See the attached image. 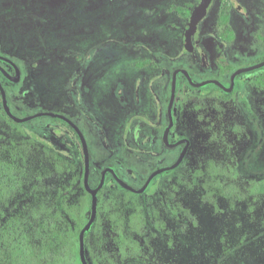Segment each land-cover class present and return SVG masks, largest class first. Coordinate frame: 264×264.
Returning a JSON list of instances; mask_svg holds the SVG:
<instances>
[{"label":"rangeland","instance_id":"rangeland-1","mask_svg":"<svg viewBox=\"0 0 264 264\" xmlns=\"http://www.w3.org/2000/svg\"><path fill=\"white\" fill-rule=\"evenodd\" d=\"M197 2L0 0V54L20 71L24 65L21 80L1 82L12 113L17 118L41 112L67 117L87 141L91 184L101 168H111L137 188L153 169L168 167L163 165L174 159L172 153L152 155L153 143L146 136L150 129H161L159 118L165 120L168 69L180 64L193 83L217 80L230 89V71L247 68L261 58L259 53L228 55L214 37L219 33L218 12L212 7L202 26L212 36L203 42L209 65L195 68L194 55L185 50L182 37L188 14L180 18L169 15L168 9L178 6L190 12ZM143 30L147 34L138 36ZM195 38L193 43L198 45ZM147 41L160 44L157 48L166 49L168 58L147 53L142 47ZM161 66L166 69L162 83L158 79L148 83L164 73ZM260 71L236 76L232 95H225L224 89L215 91L212 84L189 87L177 77L174 129L190 144L180 167L161 173L165 176L156 192L142 197L144 209L153 215L157 211L164 222L153 233L137 235L136 248L146 256L138 264H264V89L244 87ZM0 144L47 154L44 163L32 164V182L25 192L9 205L0 204V228L8 216L34 206L33 188L39 186L35 177L54 195L55 185L82 172L80 156L72 162L71 150L79 151L72 132L51 117L11 123L0 110ZM56 163L61 177L55 172ZM209 171L216 180L236 186L242 199L234 204L220 199L214 204L207 194L216 191L205 188ZM108 194L106 189L101 196L103 206ZM187 208L193 217L184 215L182 210ZM112 233L102 212L100 225L88 237L102 263L117 249Z\"/></svg>","mask_w":264,"mask_h":264},{"label":"trees","instance_id":"trees-1","mask_svg":"<svg viewBox=\"0 0 264 264\" xmlns=\"http://www.w3.org/2000/svg\"><path fill=\"white\" fill-rule=\"evenodd\" d=\"M219 22L222 27L226 28L227 18L224 15H221ZM176 68L184 67L178 66ZM234 71L231 70L230 75ZM179 76L187 83L183 75L179 74ZM258 82V85L264 89V75ZM212 86L214 90L221 92L219 88L214 85ZM233 93L235 92L224 94L232 95ZM169 96L170 82L168 85V96L165 100V116ZM179 97L177 95V100H179ZM8 105L10 107L9 101ZM0 110L3 118L8 122L14 123L3 111L1 96ZM52 119L60 122L72 132L79 148V153L73 154V156L75 155L78 158L79 155L83 163V152L76 134L63 121L55 118ZM166 126L167 119L162 124L160 137L157 139L158 143L156 145L153 143L152 155L161 153L163 150L173 151V161L167 165H163L170 166L176 161L179 149L175 153V149H168L163 144L161 135ZM172 140L176 141L178 139L172 138ZM46 157L47 154H43L42 156L40 153L37 154L35 151H31L28 147H23L22 149L18 147L10 148L4 144H0V204L9 205L16 200L20 193L25 192L26 189L24 188L26 185L32 182V179H30L32 164L34 162L39 164L44 163ZM72 161L73 163L77 162V160ZM58 167L59 164L56 163L55 172L58 177H61L62 170L58 169ZM158 168L160 167L156 169ZM156 169H153L148 176ZM102 171L103 168L100 170L97 181L93 184H91L90 175L89 186L91 188L98 186ZM115 174L119 177L116 172ZM164 176H156L149 183L144 193L137 195L124 190L116 183L112 175L106 174L104 186L97 195L96 220L85 234V251L88 264H138L137 262L139 261L142 263L146 261V256L143 255L141 250L136 248L135 241L137 235H141L144 231L153 233L154 229L160 226V222L163 224L164 221L157 217V211L153 215V212L144 209L142 197L151 192H156L157 186ZM208 176L210 179L206 182L205 188L207 191L208 188L216 191L214 194H207L214 204H217V201L220 199L234 204L235 202H239L244 196L233 184H225L216 180L213 172L209 171ZM147 177L135 189L141 188ZM35 178L38 179L39 186L32 187L34 206L8 216L5 219L3 227L0 228V264H81L78 255V237L81 229L89 219L91 206V196L83 186V166L82 172L78 177H72L69 182L55 185L54 195L48 194L47 188L43 186L39 176ZM120 179L123 180L122 178ZM106 189L111 194H108L106 206H103L101 196ZM43 193H46V195L44 196ZM73 196L75 199H73L71 204H68L69 199ZM102 212L106 214L108 226L113 231V242L117 246L116 250L112 249V255L107 256L103 263L97 248L92 249L88 244L89 234L100 225V214ZM182 212L189 218L193 217L188 208L183 209ZM153 219H156L159 224L154 223Z\"/></svg>","mask_w":264,"mask_h":264},{"label":"flooded vegetation","instance_id":"flooded-vegetation-1","mask_svg":"<svg viewBox=\"0 0 264 264\" xmlns=\"http://www.w3.org/2000/svg\"><path fill=\"white\" fill-rule=\"evenodd\" d=\"M200 1L201 0H198L197 4L193 8V10L198 6V4L200 3ZM212 7H215L216 10H217V12H218L216 26L219 29V33H216V35L214 37H215L216 41H219L220 44H221V46L226 49V52L229 53L228 55L229 56L234 55V54H236V55H241V54H243V55H251L253 53H259V55L261 57L260 60L258 62H256L255 64H252L251 66L263 62L264 61V0H210V3H209V5H208V7L206 9L205 16L199 22V24L197 25L196 30L193 32V35H192L193 51L192 52H188V53H192L194 55L193 56L194 57V60L193 61L195 63L194 64V67L197 68L198 70H202L203 67H206L207 65H209V63L207 61L208 57H207V55L205 53L206 50L204 49L203 42H204V39L210 38L212 36L210 35L209 31H206V30L204 31L203 28H202V26L205 23L206 19L208 18L209 13H210V10H211ZM193 10L190 11V12L189 11L187 12L185 10V8L178 7V6H175V7L170 6L169 9H168V14L169 15H171V14L173 15L174 14L176 17L184 18L185 17V12H186L187 14L189 13V15H188V18H189L190 15H191V13L193 12ZM163 15H165L167 17L169 16L167 14H163L162 13V16ZM221 15H224L227 18L226 28L225 27H222L221 24H220V22H219ZM159 16H161V15H159ZM162 23H163V21H162ZM187 23H188V20H187ZM235 28H237V30ZM162 29L166 30V27L164 28L163 24H162ZM186 30H187V24H186ZM186 30H185V32H186ZM185 32H184V34L182 36L183 37V44H184V35H185ZM142 34L143 35L144 34L146 35L147 33L143 30L141 33L138 34V36H140ZM195 35H196L197 38H195V41L194 42L197 41L198 42V45L195 44V43H193V37ZM122 42H124V41H122ZM151 42L152 41H147L145 43V45L144 44L142 45V47L145 49V51H147V53L151 54L152 56H158V57H162V58L167 59L168 57H167V54L165 52L166 49H164V48L163 49H158L159 48L158 46L160 44H151ZM124 47H126V45H124ZM133 47H135V46H133ZM150 48H157L156 49L157 51L151 52L150 51ZM184 48H185V45H184ZM196 49L198 50V53L197 54H195V51H194ZM134 51H136V50H134ZM76 57L79 58V61H78L79 62V65L82 66V63L80 62L81 60H80L79 55L76 56ZM6 60H9L19 70V68L17 67V65L12 60H10V59H8V58H6V57H4V56H2L0 54V84L1 85H2L1 82H3V81H7L8 82L9 81L4 76V74L2 73L1 70H4L7 74L10 73L11 75L10 74L9 75L11 77H15V68H14V66L12 64L8 63ZM141 65L142 64L139 65L138 63H136V66L138 68H141V67H139ZM178 66H180V64H174V65L171 66L170 69H168V70H170V86H171V78H172L173 72L175 70H178V69H184V70H186L185 68H176ZM162 68H163V72L166 71V69H164L163 66H161V69ZM259 69H261V71L258 72L255 75L254 79L250 83L245 84L244 87L246 85H248V84H251L256 89H262L258 85L259 84L258 80L262 79V77L264 75V70H263L264 67L259 68ZM76 71H77V68H76ZM76 71H75V73H76ZM19 72H20L19 80H21L22 79V76H23V73H24V65H23V70L21 69V71L19 70ZM164 74H165V72L163 74L161 73L160 75H158L157 77L160 76L159 78L150 79L148 83L151 84V81H153L155 83V82H157V79L158 80H161L162 79V76ZM179 74H177V77H178ZM177 77H176V82H177ZM76 82H77V80L74 81V84ZM161 83H162V80H161ZM80 84H83V80L82 79H80ZM2 87H3V85H2ZM232 92L233 91L231 90V92H229V93L227 92V93L228 94H231ZM135 95H138L137 88H136V90H134L133 98L136 97ZM138 97H139V95H138ZM175 97H176V95H175ZM135 100H136V98H135ZM7 101H8V99H7ZM125 101H127V97H125ZM1 106H2V103H1ZM133 107L137 108L138 107L137 103H135V106H133ZM176 108H177V105L175 104V100H174L173 107H172L173 126H172V128H171V130L169 132V135H168V142H169V144H175V143L179 142L180 140L185 139L183 136L178 135L175 132V129H174V127L176 125V122H177ZM163 118H165L164 121H162V119H160V118L158 120V124L161 127V129H162V124L166 121V119H167V125H168L167 105H166V116L163 115ZM139 119L142 120L141 118H139ZM4 120H6V119L4 118ZM150 127L153 128L154 126H150ZM166 127H165V129H166ZM161 129H157L156 131H153V129H150V130H148L149 133L146 135L148 138H150V140H152V143H155V145L158 143L157 142V139L160 137ZM164 130L162 132V135L164 133ZM162 135H161V138H162ZM172 138H177L178 140L174 141V140H172ZM40 142L42 143V146H45L42 141H40ZM76 143H77V141H76ZM79 143H80V141H79ZM80 146H81V144H80ZM165 147L168 148V149H175L176 150L175 153L179 149V154H180V152H181L182 148L184 147V145L181 144V145H179V146H177L175 148H169L166 145H165ZM70 148H72V147H70ZM56 149H58V147L57 148L54 147V150H56ZM69 150H71V149H69ZM61 151H62L61 149H58V152L62 154ZM144 152L148 153L147 151H144ZM161 153H164V154H166V153H172V154H174L173 151H165V150H163ZM70 154H71L72 160H78V158L76 156L73 157V154H75V152L73 150H71ZM83 165H84V159H83ZM90 175H91V173H90ZM90 175H89V177H90Z\"/></svg>","mask_w":264,"mask_h":264},{"label":"water","instance_id":"water-1","mask_svg":"<svg viewBox=\"0 0 264 264\" xmlns=\"http://www.w3.org/2000/svg\"><path fill=\"white\" fill-rule=\"evenodd\" d=\"M210 3V0H201L200 3L198 4V6L193 10V12L191 13L189 19H188V23H187V30L185 32L184 35V45H185V49L187 52H192L193 51V45H192V35L193 32L196 30L197 25L199 24V22L202 20V18L205 16L206 13V9L208 7ZM8 63L12 64L9 60H6ZM14 66V64H12ZM264 67V61L244 68V69H240L235 71L230 78V89H225L224 86L217 80H206L204 82L201 83H193L190 75L188 74V72L184 69H178L175 70L172 74V78H171V86H170V96H169V100H168V104H167V117H168V125L166 127V129L164 130V133L162 135V141L163 143L169 147V148H175L181 144L184 145V147L182 148L178 158L176 159V161L168 166V167H164V168H158L156 170H154L146 179L145 183L142 185L141 188L139 189H135L132 186H130L129 184H127L126 182H124L123 180H121L114 172L113 169L111 168H105L102 173H101V177H100V181L97 187L95 188H91L89 186V175H90V160H89V151H88V144L87 141L83 135V133L80 131V129L75 125V123H73L70 119H68L67 117L60 115V114H56V113H51V112H41V113H37L35 115L29 116V117H25V118H17L10 110L9 105H8V101H7V95L6 92L4 90V88L2 87V85L0 84V96H1V103H2V108L4 113L6 114V116L12 120L15 123H23V122H27L30 120H33L35 118H39V117H51V118H55L58 120L63 121L64 123H66L77 135L80 144H81V148H82V152H83V159H84V165H83V186L84 189L86 190V192L91 196V206H90V216L89 219L87 221V223L84 225V227L81 229L80 233H79V237H78V255H79V260L81 264H88V261L86 259V251H85V234L87 231H89V229L91 228L92 224L95 222L96 217H97V194L98 192L102 189V187L104 186V182H105V177L106 174L109 173L110 175H112L113 179L116 181V183L122 187L124 190L133 193V194H137V195H141L144 193V191L147 189L149 183L158 175H160L163 172H167V171H171L176 169L184 160L185 155L187 153V150L189 148V141L187 139H182L179 142L175 143V144H169L168 142V135L169 132L173 126V120H172V107H173V103L175 100V95H176V77L177 74H182L184 75V77L186 78L187 82L193 86V87H201V86H205L208 84H212L217 86L220 89H224L226 92H229L233 89L234 86V79L236 78V76H238L239 74L243 73V72H249V71H253V70H257L259 68ZM15 68V77H11L9 74H7L4 70H1L2 73L4 74V76L11 82H15L19 80L20 77V72L19 70L14 66Z\"/></svg>","mask_w":264,"mask_h":264}]
</instances>
